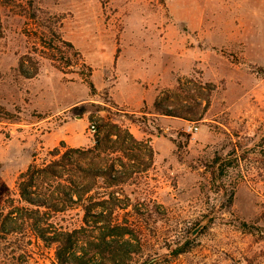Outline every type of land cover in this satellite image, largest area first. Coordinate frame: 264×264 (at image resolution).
Here are the masks:
<instances>
[{"label": "rangeland", "instance_id": "obj_1", "mask_svg": "<svg viewBox=\"0 0 264 264\" xmlns=\"http://www.w3.org/2000/svg\"><path fill=\"white\" fill-rule=\"evenodd\" d=\"M100 203L105 264H264V0H0V264H76Z\"/></svg>", "mask_w": 264, "mask_h": 264}, {"label": "trees", "instance_id": "obj_2", "mask_svg": "<svg viewBox=\"0 0 264 264\" xmlns=\"http://www.w3.org/2000/svg\"><path fill=\"white\" fill-rule=\"evenodd\" d=\"M169 115V114H168ZM127 136L131 138V140H135L134 137L127 131ZM96 144H99V140L96 139ZM80 168V167H79ZM79 171L82 174H90L94 177H102L105 175L104 168H96V169H85L80 168ZM114 171V170H112ZM50 174L53 178L61 179L62 176L57 171H48V170H38L36 173L31 169L28 168L26 173L22 175V177H26L28 179V182L30 180V186H35L34 182L35 180H39L42 178H46V176ZM211 174L213 176V179L216 178L215 171H211ZM108 175V174H107ZM110 178H112L113 181H117L116 177L113 175H108ZM72 191H68L67 193H64L63 195L68 200L67 202L70 203H76L78 201H83V196L88 194L90 192V189L88 185H85L82 183V185H79V183H73L72 184ZM20 192L21 196L27 201L29 204L36 205L37 207H46L48 210H53L54 212H61L64 211L67 207L61 206L59 202L52 201L50 202L48 198L51 200H56V197L54 195L47 196L45 195L41 196L38 195L37 197L33 196L34 191H32L31 188H28L24 186L23 181L20 184ZM78 198H77V197ZM76 197V199H75ZM60 200V199H58ZM66 200L64 199V202ZM99 210L96 212L94 211V207H90V205L83 206V209L85 211L86 219L84 220V224L86 227H81V229H76L72 232L67 233V242L65 244L66 247L70 250L80 249L81 252L84 254L83 257H76L75 253H71L72 256L76 258V264H105V260L107 258H113L114 260L118 258V260L126 259L127 256H130L133 254V244H132V238L131 235L133 234L132 230L128 227H122L121 225H118L117 223L110 222V216L112 215V211L108 209V207L105 205V203L98 204ZM46 216V215H45ZM99 222H102V225H98ZM87 229L98 230L100 232L99 239L97 243L87 241L84 244L79 245V231L86 232ZM116 229L122 230L120 236V239L122 240L119 244V247L116 245H113V242L116 240L114 237V234L116 232ZM130 237H126L129 236ZM122 245V247H120ZM114 246L119 248L116 250L114 249ZM93 251L92 256L87 258L89 256V253ZM106 253L108 255H106ZM113 256V257H112ZM87 259H86V258ZM112 259V260H113ZM71 262L69 259H62L60 258L59 264H69Z\"/></svg>", "mask_w": 264, "mask_h": 264}, {"label": "built area", "instance_id": "obj_3", "mask_svg": "<svg viewBox=\"0 0 264 264\" xmlns=\"http://www.w3.org/2000/svg\"><path fill=\"white\" fill-rule=\"evenodd\" d=\"M91 130H92V131L94 130V126H93V125L91 126Z\"/></svg>", "mask_w": 264, "mask_h": 264}]
</instances>
